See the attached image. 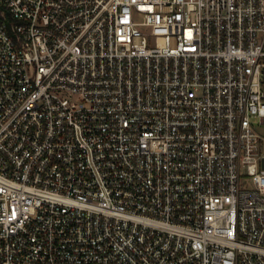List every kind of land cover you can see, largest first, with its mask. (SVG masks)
Wrapping results in <instances>:
<instances>
[{"label":"built area","instance_id":"2783aa9c","mask_svg":"<svg viewBox=\"0 0 264 264\" xmlns=\"http://www.w3.org/2000/svg\"><path fill=\"white\" fill-rule=\"evenodd\" d=\"M0 264H264V0H0Z\"/></svg>","mask_w":264,"mask_h":264}]
</instances>
